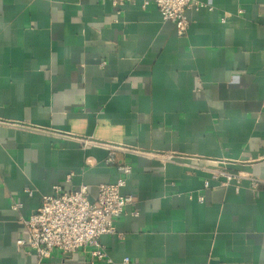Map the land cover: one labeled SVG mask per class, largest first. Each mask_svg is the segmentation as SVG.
Returning a JSON list of instances; mask_svg holds the SVG:
<instances>
[{
    "label": "crops",
    "instance_id": "0c3cea01",
    "mask_svg": "<svg viewBox=\"0 0 264 264\" xmlns=\"http://www.w3.org/2000/svg\"><path fill=\"white\" fill-rule=\"evenodd\" d=\"M200 2L178 36L142 0H0V264H92L17 241L55 185L117 181L102 144L135 203L94 264H264V0Z\"/></svg>",
    "mask_w": 264,
    "mask_h": 264
},
{
    "label": "built area",
    "instance_id": "2783aa9c",
    "mask_svg": "<svg viewBox=\"0 0 264 264\" xmlns=\"http://www.w3.org/2000/svg\"><path fill=\"white\" fill-rule=\"evenodd\" d=\"M112 3L121 11L127 0H112ZM150 3L156 4L164 21L174 23L178 36H185L188 32L187 11L195 6H204L200 0H142L144 7ZM84 142L95 143L89 140ZM102 145L109 148L106 164L114 165L120 173L115 183L99 184L95 200L89 198L87 185L69 191L55 185L52 194L43 196L41 206L29 218L21 217L26 237L21 236L17 245L28 254L34 252L38 263L51 257L55 251L68 255L87 248H90L92 264L112 261L100 238L105 234H116V218L135 203L132 194L122 192L128 176L133 172V166L128 162L117 161L116 154L122 149L121 146ZM221 176H226L227 182L235 180L236 184H240L245 178L242 174L219 172L214 175V179L217 180ZM70 179L71 175L68 176V180ZM248 179L251 180L253 187H258L259 180ZM209 184L210 182L206 181L205 187H209ZM27 193L32 195L33 191L28 189ZM12 207L19 210L21 204L15 202ZM132 215L138 216L139 212L134 210ZM125 262H129V259L125 258Z\"/></svg>",
    "mask_w": 264,
    "mask_h": 264
}]
</instances>
